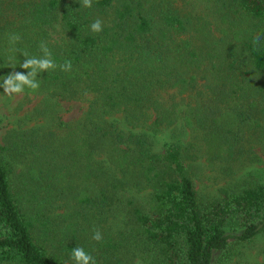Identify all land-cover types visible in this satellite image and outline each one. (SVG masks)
<instances>
[{"label": "trees", "instance_id": "trees-1", "mask_svg": "<svg viewBox=\"0 0 264 264\" xmlns=\"http://www.w3.org/2000/svg\"><path fill=\"white\" fill-rule=\"evenodd\" d=\"M41 43L72 68L37 74L0 141V264H75L76 246L97 264H223L264 240V181L218 199L193 181L197 156L229 174L264 149V0H0V84Z\"/></svg>", "mask_w": 264, "mask_h": 264}, {"label": "rangeland", "instance_id": "rangeland-1", "mask_svg": "<svg viewBox=\"0 0 264 264\" xmlns=\"http://www.w3.org/2000/svg\"><path fill=\"white\" fill-rule=\"evenodd\" d=\"M35 102V98L24 97L21 94L5 95L3 88H0V141L7 131L18 127L19 120ZM85 107L86 102L84 100L60 101L58 115L64 122L74 124L81 118ZM31 125H33V122H28L20 127ZM254 153L253 162L241 164L237 166V169L230 170L229 174H227V171L225 173L224 168L220 166L212 167L214 165L206 164L207 162L205 163L203 156H197V166L193 169L195 189L205 197L218 199L224 197L230 190H236L240 184L251 181H264V149L256 148ZM222 156H224L223 153ZM263 251L264 240L259 238L248 245L240 247L238 254L223 264H255L254 260L264 264ZM131 257L132 262L130 264L144 263V254L134 252Z\"/></svg>", "mask_w": 264, "mask_h": 264}, {"label": "clouds", "instance_id": "clouds-1", "mask_svg": "<svg viewBox=\"0 0 264 264\" xmlns=\"http://www.w3.org/2000/svg\"><path fill=\"white\" fill-rule=\"evenodd\" d=\"M81 5L85 8H91L93 0H81ZM102 30L103 22L101 19L97 18L91 23L90 31L93 33H100ZM19 40L20 36L18 34L13 33L9 36V43L12 45L16 44ZM40 50L43 53L41 57H29L27 52L21 53L25 57V60L20 64V67L27 69V74L14 72L4 77L0 87L3 88L5 95L22 94L26 88L32 92L37 91L40 88V82L37 79L38 73L55 70L57 67H59L61 71H71V61H65L57 65L51 58L52 53L45 44L41 43ZM92 238L96 241H101L103 239L102 233L96 230ZM70 255L75 264H97L95 257L86 252L83 247L76 246L72 249Z\"/></svg>", "mask_w": 264, "mask_h": 264}]
</instances>
